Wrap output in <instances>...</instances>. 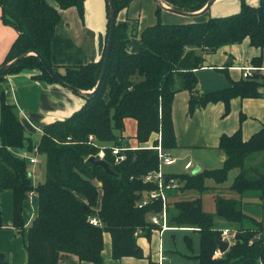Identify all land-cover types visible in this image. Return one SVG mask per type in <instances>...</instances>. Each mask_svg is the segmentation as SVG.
<instances>
[{
  "label": "trees",
  "instance_id": "obj_1",
  "mask_svg": "<svg viewBox=\"0 0 264 264\" xmlns=\"http://www.w3.org/2000/svg\"><path fill=\"white\" fill-rule=\"evenodd\" d=\"M84 1L0 0L3 21L18 33L1 66L25 54L0 73V80L29 68L40 71L38 79L56 82L40 58L30 54L36 52L66 84L86 92L93 90L106 46L98 62L60 67L51 60L60 11L75 6L82 14ZM132 1L112 0L115 15ZM161 1L181 11L198 12L210 0ZM106 3L109 19V0ZM161 11L158 5V22L141 32V48L136 53L127 51L129 22L116 23L111 55L98 91L81 94L84 106L68 119L45 126L38 144L26 135L16 106L6 101L4 93L0 95V198L6 190L13 193V226L26 233L27 264H101L104 232L112 236L114 259L144 258L135 233L141 230L142 235L151 237L158 226L149 222V216L161 212L163 203L157 200L139 207V202L156 187L153 182L145 183L143 176L158 168L159 158L155 149L137 146L126 151L127 160L115 163L108 146L120 145L125 120L136 121L139 145L152 141L157 146L155 136L161 134L162 147L171 152L178 148L172 103L180 90L191 94L190 112L208 103L223 102L225 115L232 99L261 96L259 89L264 83L254 74L226 89L198 95L196 70L203 66L204 53L225 45L248 39L251 46L264 49V0L258 6L242 1L240 11L233 15L179 25L164 24ZM109 29L110 21L108 33ZM90 135L98 146L90 144ZM100 146H106L104 160L113 174L89 161L98 157ZM35 147L47 158L45 180L37 186L27 171L29 162L14 153L24 148L33 152ZM219 149L225 154L220 167L170 175L179 186L167 192L168 224L198 231L199 264H264V219L247 212L245 205L246 200L258 201L264 212V127L247 140L240 131L223 135ZM258 157H262L259 163ZM232 170H237V175L231 185L223 186ZM209 179L217 185L207 186ZM31 191L38 197V211L26 229L24 202ZM207 193L213 194V211L203 209L201 195ZM90 217L99 218L101 226L91 224ZM3 227L0 203V229ZM225 229L234 232L235 242L216 256ZM0 264H9L3 253Z\"/></svg>",
  "mask_w": 264,
  "mask_h": 264
},
{
  "label": "crops",
  "instance_id": "obj_2",
  "mask_svg": "<svg viewBox=\"0 0 264 264\" xmlns=\"http://www.w3.org/2000/svg\"><path fill=\"white\" fill-rule=\"evenodd\" d=\"M242 1L251 6H258L261 0H214L208 11L197 18L183 17L162 9L160 18L164 24L171 25L206 21L211 17L238 13ZM157 7L156 0H133L128 8L116 15L117 24L129 22L128 52L136 53L140 50L141 32L158 22ZM108 22L106 0H85L82 14L75 6L61 10L51 42L52 63L63 67L98 62L106 46ZM17 37L15 28L3 21L0 7V66L5 62ZM255 59L256 63H253ZM243 68H254L253 74L264 83V49L251 46L248 39L241 43L225 45L213 53H204L203 66L196 70L197 94L220 91L234 82L247 79L243 77ZM38 75V69L26 68L0 80V95L4 93L6 101L16 106L26 135H42L45 126L68 119L86 102L81 95L86 91L77 93L56 82L38 79ZM259 92L260 97L232 99L229 112L225 115L226 106L223 102L208 103L190 112L191 94L189 91L180 90L172 103L178 148L169 154H175L177 156L174 158L182 159L183 168L188 161L192 162L196 158L197 165L193 164L192 171L198 167L200 171L220 167L225 159L224 152L219 149L221 136L240 131L243 139L247 140L264 127V85ZM132 122L135 125V133L132 139L127 141V125ZM136 127L135 120H125V129L121 136L128 146H143L137 145ZM158 135L155 137L158 138ZM144 145L153 146L152 141ZM14 153L17 156L23 154L20 150H14ZM0 203L4 222V227L0 229V253L6 255L9 264H27L26 233L13 226V193L10 190L4 191ZM37 211L38 197L35 194V197L27 198L24 202L26 229ZM103 240L101 264H159L160 255L164 257L162 264H199L197 256L200 251V235L196 229L170 226L162 233L154 229L150 238L140 234L137 244L142 249L144 258L128 256L114 259L111 234L104 232ZM228 242H235L234 232L230 234Z\"/></svg>",
  "mask_w": 264,
  "mask_h": 264
},
{
  "label": "built area",
  "instance_id": "obj_3",
  "mask_svg": "<svg viewBox=\"0 0 264 264\" xmlns=\"http://www.w3.org/2000/svg\"><path fill=\"white\" fill-rule=\"evenodd\" d=\"M254 68H243V77L244 78H250L253 77V71ZM158 145L157 146H146L144 148L148 149H155L158 152V158H159V166L156 170L150 171L148 174L143 176V181L145 183L153 182L155 184V189L150 191L147 195L142 197L139 202V207L146 206L149 203H153L154 201L161 200L163 203V209L159 213H154L149 216V222L157 225L158 228L156 230H159V232H163L170 228V225L168 224V212H167V203H168V195L167 192L170 190H173L179 186L177 180L175 178L170 177V174H168L165 171V167H169L174 165L177 162V159L174 158L172 155L169 154V152L165 151L162 147V136L161 134L158 135ZM90 144L94 146H98V141L93 135L89 136ZM120 145L118 144H112L111 146H108L111 150V155L114 157V161L116 164H120L121 162H124L127 160V154L126 151L136 149L137 147L128 146L126 143H124V139L120 138ZM106 146H100V151L98 153L99 159H103L106 155L105 152ZM35 154L38 153L37 147L34 148L33 151ZM19 157L26 159L29 164L35 165L38 163V159L36 157H27V154L23 152V154H19ZM193 168V163L191 161H188L184 169L186 171L191 170ZM36 194L35 191H31L28 194V199H31L33 195ZM90 223L95 226H101V221L97 217H90L89 219ZM141 230H138L135 233V236H139L141 234ZM233 233L232 231L225 229L221 236L222 240L228 241L230 234ZM222 253L219 251V249L216 252V256L221 255ZM164 260L163 255H160V263L162 264V261Z\"/></svg>",
  "mask_w": 264,
  "mask_h": 264
},
{
  "label": "rangeland",
  "instance_id": "obj_4",
  "mask_svg": "<svg viewBox=\"0 0 264 264\" xmlns=\"http://www.w3.org/2000/svg\"><path fill=\"white\" fill-rule=\"evenodd\" d=\"M90 91H92V90H90ZM126 130L127 131H126L125 136H127V137H125V138L127 139V141H130L132 139V137L134 136L133 133H135L134 122L129 123L127 125ZM27 135L32 139V142L34 143V145L38 144L40 139H41L40 134H33V135L27 134ZM137 145H139V144H137ZM143 146H145V145H143ZM149 146H151V145H149ZM20 151L25 152L27 154L28 158L34 156L38 159V163L36 165L27 164V171L31 175V181H32V184L34 186H37L39 183H43L45 180L46 160H47L46 156L43 154H40V153L35 154L32 151L30 152L26 148H24ZM174 156L176 157L177 155L174 154ZM261 161H262V157H258L256 159V162H258V163ZM192 162L195 166L197 165V159L196 158H195V160H192ZM183 165H184V161H182V159L178 158L177 162L174 165L169 166V167H165V171L168 174H173V175H180V174H184V173H188V172H191V173L193 172L192 169L188 170V171L184 170ZM236 174H237V170L230 171L228 174L227 180L223 183V186L231 185ZM206 185L213 187V186L217 185V183L215 181L209 179V180H206ZM33 196L35 197V194ZM201 197H202L203 209L205 211H213L215 209V201L213 198V194L207 193V194L201 195ZM245 205H246V211L247 212H249L250 214H253L254 216H259V217L264 219V212L262 213L261 204L258 201L252 200L251 202H249V200H246ZM29 210L31 211L30 208H29Z\"/></svg>",
  "mask_w": 264,
  "mask_h": 264
},
{
  "label": "water",
  "instance_id": "obj_5",
  "mask_svg": "<svg viewBox=\"0 0 264 264\" xmlns=\"http://www.w3.org/2000/svg\"><path fill=\"white\" fill-rule=\"evenodd\" d=\"M157 4L165 11H168V12H171V13H174V14H177V15H180V16H183V17H187V18H197L199 16H201L202 14H204L205 12L208 11V9L212 6V4L214 3V0H210L207 5L205 6V8H203L202 10L198 11V12H185V11H181V10H178V9H175V8H172V7H168L166 6L165 4H163L160 0H156ZM109 7H110V10H109V21H110V29H109V33H108V39H107V45H106V54H105V57H104V60H103V66H102V69H101V74H100V78H99V81L95 87L94 90L92 91H88L86 92L87 94H95L101 83H102V80L105 76V73H106V70H107V66H108V62H109V58H110V55H111V51H112V47H113V41H114V35H115V27H116V15H115V12H114V9H113V3H112V0H109ZM30 54H34V55H37L40 60L44 63V66L46 68V70L48 71V73L52 76V78L60 85L74 91V92H77V93H80L82 90L80 89H77L73 86H70L68 84H66L62 79H60L58 77V75H56V73H54L49 67L48 65L45 63V61L36 53V52H30ZM25 54L17 57L16 59H14L12 62L8 63V64H5L3 66L0 67V73L2 71H5L6 69H8L13 63L19 61L22 57H24ZM84 94V93H83ZM89 161L95 165H98V166H101L104 168V170L108 173V174H113V171L110 169V166L109 164L103 160V159H99L97 157H90ZM200 171V168H196L192 173L193 174H196ZM86 207V206H85ZM218 245H219V251L223 254L225 253L229 247H230V243L228 241H225V240H220L218 242ZM58 264H64L63 262H60Z\"/></svg>",
  "mask_w": 264,
  "mask_h": 264
}]
</instances>
